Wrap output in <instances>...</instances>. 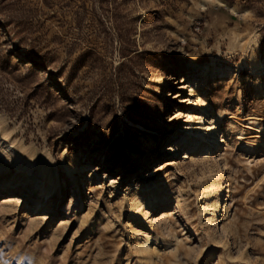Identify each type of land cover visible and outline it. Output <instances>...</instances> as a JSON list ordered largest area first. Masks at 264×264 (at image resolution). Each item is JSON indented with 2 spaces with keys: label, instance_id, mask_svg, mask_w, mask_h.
Listing matches in <instances>:
<instances>
[{
  "label": "rangeland",
  "instance_id": "374dc122",
  "mask_svg": "<svg viewBox=\"0 0 264 264\" xmlns=\"http://www.w3.org/2000/svg\"><path fill=\"white\" fill-rule=\"evenodd\" d=\"M250 48L264 64V0H0V62L14 79L12 110L0 109V264H264V146L244 129L264 125V71L258 93L241 64ZM216 56L224 77L189 67ZM213 117L214 148L170 149L182 126ZM66 162L93 167L74 174L82 206L70 215ZM45 164L62 192L34 209ZM163 188L176 199L136 216L133 194ZM144 233L157 235L153 262L139 254Z\"/></svg>",
  "mask_w": 264,
  "mask_h": 264
},
{
  "label": "bare ground",
  "instance_id": "6f19581e",
  "mask_svg": "<svg viewBox=\"0 0 264 264\" xmlns=\"http://www.w3.org/2000/svg\"><path fill=\"white\" fill-rule=\"evenodd\" d=\"M247 51H244L245 53H244V56L242 58L241 64H243L250 71L249 75L255 77V79L257 81L256 82V89H257L258 93H260L261 90H262V84H260L259 77H260V74L262 73V71H264V64H263L262 60L258 57V55L255 53L254 50H251V48H250V51H248V52ZM218 59L219 58L217 56L216 57H212L211 65L199 64V63H197V62L192 60L191 62H189V67H191L192 69L193 68L194 69H198L200 71L199 75H200L201 78H204L207 75H211L212 77H213V75L218 76V77H224L228 73L227 71L229 70V67H227L226 70L219 68L217 66V64L215 63L216 60H218ZM184 80L185 79L183 78V76H181V79H180L179 82H183ZM199 82H200V79L198 81H196L195 84L191 85V91H193L194 88H201V84ZM257 91H255V92L257 93ZM204 113H206V111H204ZM207 121L208 122L205 123V125H201V129L196 130V131H194L196 128L195 129H190L187 126H182L180 131H179L180 133H178L177 135L174 136V138H177L180 141L176 145L171 146L170 149L171 150H177L178 149L177 147L180 144L185 143V145L187 146V149H186V152H185L186 157H190L196 150H198L200 148V145L202 144L203 141L206 142L205 147L207 146L209 148H211V147L214 148V146L217 145V143L219 142V139L223 136V135H220L219 136L220 138H218V136L216 135V131L214 130V126L218 125L221 122V118L220 117H213L212 119H210V118L207 119ZM231 121H232L233 124L239 125L241 127L244 125L243 123H241L242 118L235 119V118L231 117ZM203 126H205V127H203ZM244 129L250 130L251 133L253 134L252 135L253 137H257V138L260 139L259 141H257V143L260 146H264V125H261L257 121H253V122H250L248 124H245L244 125ZM241 131H238L236 133V136H237L238 139L242 138ZM184 132H188V133L187 134H183ZM201 149H203V152L201 153L203 158L207 157L208 154L205 153L206 149L204 148V146L203 147L201 146ZM27 154L29 156L28 158H30V156H32V152L31 151H27ZM63 168H64V172L68 176L71 177V179H72L71 182L75 186V188L72 189V193L73 194H75L76 190H78L74 174H76V173L77 174H82V173H84V172H86L88 170H92L93 169V167L90 166V164H88V163H86V164H77V163H70V162L64 163L63 164ZM41 170L43 172V182H42L43 183V187L38 189V194H39L40 199L39 200L35 199L36 204H35V206H33V208L34 209L39 208V207L47 208L48 205H49L50 209H52L53 208L52 207L53 206L52 203L51 202L49 204H47V203H48V199L53 196L54 191H56L58 195H60L61 192H62V190H60L61 185H60V182H59V179H58L59 177L56 176V173L53 171L52 166H50L49 164L43 165L41 167ZM93 175L94 174H89L88 175V182H90V180H91ZM95 175H96V173H95ZM89 187H91V186H89ZM205 189H206V191L204 193V196H205V199H206V203L205 202L204 203H205V206H207L208 210H210V212H211L210 213L211 219H209V222H212L213 221V216H214V214H216L215 213V211H216L215 209H216V207L219 206V203H218L219 201L210 199L211 196L213 194H215V192H216L212 185L209 184L208 186L205 187ZM171 190H172L171 188H163L162 190H160V191H158L156 193L152 192L150 194H149V192L147 194H144V192L141 191L140 189L138 191H136L133 194V197H132L133 198L132 201L134 203V206H135V208H137V213L135 215L140 217L141 219H146L147 212H146L145 209L140 210L139 209L140 206L143 205L145 207V206L151 204L152 201H159V202L164 203V202L171 201L172 199H176L177 195L175 193H173ZM143 196L146 197V199L143 200L142 202L138 203L137 202L138 198L143 197ZM76 198L77 199H74V198L71 197L70 198V205H67V207L63 208L62 212H64L65 215H70V213H71L70 209L74 208L73 205H71L72 203H75L76 204L75 206L80 207L79 206V205H81V195H80V193H79V195H76ZM45 199H46V201H44ZM85 218H87V217H85ZM137 219H139V218H137ZM141 219H139V220H141ZM92 221H93V219H92ZM206 222H208V221H206ZM82 224L80 223V225H82ZM142 224H143V222H142ZM91 225L92 224H90V228H91ZM152 225H154V224H152ZM144 227H146V226H144ZM96 228H97V225H96ZM94 229H95V227H94ZM148 229L150 230V228H148ZM151 230H152V228H151ZM145 232H147V231H145ZM152 234L144 233V235H141L140 240L137 242V244H138L137 246H138V249H139V252H140L139 254H141L143 260L148 261V262H153L154 256H155V254H157L156 253L157 246L156 245L154 247L151 246L152 240L155 239V237L153 235H156V234H153V235ZM135 250H136V248H135Z\"/></svg>",
  "mask_w": 264,
  "mask_h": 264
},
{
  "label": "trees",
  "instance_id": "16d2710c",
  "mask_svg": "<svg viewBox=\"0 0 264 264\" xmlns=\"http://www.w3.org/2000/svg\"><path fill=\"white\" fill-rule=\"evenodd\" d=\"M5 62H0V109L4 111H11L12 108L9 106V100L7 97V93L9 91V87L6 86L7 82H14L12 76L6 74L5 71ZM27 72H32V69L27 67Z\"/></svg>",
  "mask_w": 264,
  "mask_h": 264
}]
</instances>
